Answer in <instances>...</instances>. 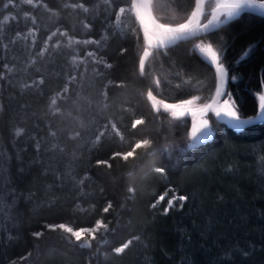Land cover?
Returning a JSON list of instances; mask_svg holds the SVG:
<instances>
[{
  "label": "trees",
  "instance_id": "16d2710c",
  "mask_svg": "<svg viewBox=\"0 0 264 264\" xmlns=\"http://www.w3.org/2000/svg\"><path fill=\"white\" fill-rule=\"evenodd\" d=\"M37 1L57 12L51 31L99 42L108 36L98 50L108 65L103 92L121 111L122 141L104 136L92 148H76L79 137L48 118L51 98L75 73L47 56L21 68L0 26V264H264V178L255 175L264 159V123L235 132L211 121L208 143L188 135L196 112L221 87L213 63L195 50L199 42L218 51L221 91L238 116L256 113L264 88V18L242 14L204 36L211 39L161 51L146 47L130 0ZM193 7L194 0H151L153 16L168 26L183 23ZM121 8L126 20L118 22ZM3 16L1 8L0 22ZM136 120L143 123L133 128ZM143 140L149 143L135 148ZM173 192L189 201L180 211L164 214L162 203L154 212L155 201ZM97 221L94 240L84 232L77 242L58 227L79 231Z\"/></svg>",
  "mask_w": 264,
  "mask_h": 264
},
{
  "label": "rangeland",
  "instance_id": "374dc122",
  "mask_svg": "<svg viewBox=\"0 0 264 264\" xmlns=\"http://www.w3.org/2000/svg\"><path fill=\"white\" fill-rule=\"evenodd\" d=\"M207 1H211L213 6L218 0ZM219 1L223 3L222 0ZM63 7L71 10L80 8L79 5H65ZM1 8L4 11V16L0 22V26L2 31L4 30L3 34L9 44L8 48L19 60L16 61L17 65H21V68L23 66L28 68L47 56V58H51L50 62L53 65H60L61 71H67L70 66L71 71L75 73L67 80L68 82L64 89L51 98L48 108L49 121L54 126L60 127V132L68 134V137L75 139L79 137L75 145L76 148H79L81 143L86 144L88 148H92L91 146L99 143L101 137L104 136V138L115 139L117 143H121L122 136L116 125L119 110L114 108L103 92V86L106 85L104 82V71L108 65L98 54L102 41L106 40L108 36L104 35L101 42H99L90 39L81 40L73 38L58 27L52 31L49 30L55 25L57 18L55 15L57 12L47 9L44 3L37 0H4ZM71 10L68 12L74 16H79V14L73 13L74 11ZM69 13L65 12L67 15ZM123 19L125 17L119 11L118 22H122ZM224 19V15L220 17L221 21ZM47 30L48 32L45 35ZM110 30L113 34L118 30V27L114 26ZM6 32H8L7 35ZM84 41L93 42L84 43ZM197 45L201 47L209 45L199 42L196 44L195 50L201 57L212 62L210 55L207 52L201 51V48L197 47ZM212 51L216 54V66L218 67L221 65L220 55L213 47ZM89 53H93V55H89ZM34 82L36 81L34 80ZM65 88H67V91H65ZM262 96H264V88L258 99L261 100ZM230 104L235 107L232 99L230 100ZM205 105H202L201 108L205 107ZM195 122H193L192 127L196 124ZM20 132L18 130L16 134ZM260 161L263 168H258L256 165L255 175L262 179L264 178V159H260ZM180 196L175 192L160 196L152 205L153 211H158L162 203H165L164 214L171 208H174V211H180L183 204L189 201L185 196V200L181 201L179 199ZM9 197H11L10 193L4 199L9 200ZM8 207L5 203L2 211H6ZM137 240V238H134L133 242ZM84 244L86 245L87 243ZM127 244L130 246L131 241H128ZM115 253L120 255L122 252L118 253L115 250Z\"/></svg>",
  "mask_w": 264,
  "mask_h": 264
},
{
  "label": "snow or ice",
  "instance_id": "6c2138e0",
  "mask_svg": "<svg viewBox=\"0 0 264 264\" xmlns=\"http://www.w3.org/2000/svg\"><path fill=\"white\" fill-rule=\"evenodd\" d=\"M132 7L137 9V18L141 21V24L144 23V17L141 12V9L144 8L143 4H133ZM244 7H260L264 8V3H260L259 5H256L254 3V0H232L231 3H218L212 8V18L208 20L207 24H201V21L199 19L200 15V9H201V0H195V10L191 12V15L188 17L187 21L184 23L179 24L176 27H170L166 24H157L155 25V29L159 32L161 40L160 43L163 45L165 41H174L178 39H184L187 36H197V34L201 31H206L209 26H215L216 24L222 23L220 20V16L224 15L225 17H231L236 12ZM227 9V11L221 12L220 9ZM121 12L124 11L123 8L120 9ZM87 27V25H85ZM144 36L146 40H150V34H149V28L147 26L144 27ZM204 39H211V37H203ZM93 41H84V43H92ZM197 47L201 48V51L207 52L211 59L213 64L217 63V57L216 54L212 51V47L209 45L207 47H201L200 45H197ZM126 51V49H121V54ZM89 55H93V53H89ZM149 55V52L147 50L144 51L143 56L140 58V69L141 73L144 74V57H147ZM110 66V65H109ZM218 74L219 79L221 81V87L223 84L224 79V68L222 65L218 66ZM221 87H218L216 89V94L219 96L221 94ZM65 91H67V88H65ZM149 96H151V93H149ZM261 103L259 105L261 114H264V96L261 98ZM55 103V101H53ZM186 103L191 104L193 103L192 100L186 101ZM166 109L168 108H177L180 107L179 105H165ZM211 107V105H205V109ZM176 113L174 112V115ZM215 114L217 117L223 116L226 117L230 121H235V126H241L243 124L249 123L247 120H241L240 117L237 115L236 111L229 107V102L224 101V107L223 109H217L215 110ZM142 120H136L135 123L132 125L133 128H136L137 125L142 124ZM189 139L194 141L195 143H203L206 141L209 136L211 135V132L209 130L208 121L203 120L199 124H194L191 131L189 132ZM148 140H143L142 142H139L135 145V148H140L142 146H146L148 144ZM194 144H189L188 147L192 148L195 146ZM133 151H129L126 154H123V159L128 160L129 157L133 156ZM114 155H120L119 153H116ZM101 163V162H98ZM158 172H163V169H156ZM162 199V197H161ZM179 199L181 201L185 200L184 196H180ZM171 204V202H170ZM111 207V204L108 205L104 209V212H107L109 208ZM55 227V226H54ZM58 227L62 228L65 232H71V235L75 238L77 242L81 241L82 233L87 232L91 235V239H96V229L101 227V221H97L96 227L91 229H82L79 231H73L72 229L66 228L63 224L59 225ZM36 236H39L40 233H35ZM128 247V244L125 243L122 247H119L116 249L118 253L123 252L124 249Z\"/></svg>",
  "mask_w": 264,
  "mask_h": 264
},
{
  "label": "water",
  "instance_id": "95a60500",
  "mask_svg": "<svg viewBox=\"0 0 264 264\" xmlns=\"http://www.w3.org/2000/svg\"><path fill=\"white\" fill-rule=\"evenodd\" d=\"M206 1L207 0H201V9H200V15H199V19L201 21V24H207L208 20L212 18V8L216 4H218L216 2V4L213 7L207 9L206 8ZM222 1H223V3H231L232 2V0H222ZM220 3H222V2H220ZM254 3L256 5H259L260 3H264V0H254ZM133 4H143L144 5V8L141 9V12H142L143 17H144V23L143 24H141V21L137 18V15H136L137 9L132 7ZM193 10H195V0H194ZM130 11H131V15H132V17L134 19V22H135L136 26L138 27L139 33H140V35H141L146 47L148 49H151V50H161V51L162 50H167L169 48H172V47H174L175 45H177L178 43H181V42H187V41L200 39L201 37L213 32L216 29H218V28L228 24L229 22L237 19L242 14H246L247 13V14H251V15H254V16H257V17H260V18H264V8H260V7H244L242 9L238 10L236 12V14L232 18H226L225 17V19L222 21V23L216 24L215 26H209V28L206 31L199 32L197 34V36H187L184 39H178V40H174V41H165L163 43V45H161V43H160V40H161L160 34L155 29V25L161 24V23L158 22L155 19V17L153 16V14L151 12V0H148V5L147 6L144 4V0H131ZM220 11L224 12V11H227V9L221 8ZM190 15H191V13H190ZM221 16H223V15H221ZM187 19L184 22H186ZM145 26H147L149 28L150 40H146L145 39V36H144V27ZM170 27H176V26H170ZM213 68L216 70V73L218 74V71H217L218 67L216 66V64H213ZM218 76H219V74H218ZM223 93L224 92L221 91V94L219 96H216L215 99H213L211 102H209L207 104V105H211V107H209L207 109L204 108V109L200 110L199 112H196V115L197 116L201 115L205 111L211 109L214 106V103L217 100H219V98H221L223 96ZM229 107H231V106L229 105ZM215 119H216V121L218 123L225 125L228 129H231V130H233L235 132H239L242 129H247L249 127H253V126H257V125L263 124L264 123V114H261L260 107H259L257 109V113H256V115L254 117H251V118H248V119H244V120L249 121V123L243 124V125L238 126V127L235 126L236 125L235 121H230L226 117H223V116L217 117L216 114H215ZM201 121H203V120H201L199 118L197 120L196 124H199ZM209 130L211 132V135L203 143L210 142V140L212 138V131L210 129V126H209Z\"/></svg>",
  "mask_w": 264,
  "mask_h": 264
},
{
  "label": "flooded vegetation",
  "instance_id": "af4514ba",
  "mask_svg": "<svg viewBox=\"0 0 264 264\" xmlns=\"http://www.w3.org/2000/svg\"><path fill=\"white\" fill-rule=\"evenodd\" d=\"M204 37V36H203ZM202 38V37H201ZM200 38V39H201ZM224 101H226V99H225V96H223L222 98H220L219 100H217L215 103H214V106L211 108V109H209V110H207V111H205L204 113H202L201 115H198V116H196V122H197V120L200 118L201 120H206V121H208V124H209V126H210V129H211V131H212V135H213V133H214V131H213V127H212V125H211V121H214L215 123H216V125H221V127L223 128V129H228L225 125H223V124H220V123H218L217 121H216V119H215V110H217V109H223V107H224ZM229 105L232 107V105L229 103ZM260 105V104H259ZM259 105H258V107H257V109L259 108ZM205 107H203L202 109H204ZM234 110H235V108L234 107H232ZM201 109V110H202ZM237 113V112H236ZM256 113H257V111H256ZM256 113L254 114V116L256 115ZM237 115H239L238 113H237ZM254 116H252V117H254ZM240 117V119L241 120H244V119H248V118H251V117H244V116H239ZM195 122V123H196ZM231 130V129H230ZM243 130V129H242Z\"/></svg>",
  "mask_w": 264,
  "mask_h": 264
},
{
  "label": "bare ground",
  "instance_id": "6f19581e",
  "mask_svg": "<svg viewBox=\"0 0 264 264\" xmlns=\"http://www.w3.org/2000/svg\"><path fill=\"white\" fill-rule=\"evenodd\" d=\"M217 2H220L219 0ZM130 3H131V0H130ZM144 4L147 6L148 5V0H144ZM211 8V7H210ZM235 15V14H234ZM233 15V16H234ZM233 16L231 17H226V18H232ZM192 41H195V40H192ZM223 92L225 93V89H223Z\"/></svg>",
  "mask_w": 264,
  "mask_h": 264
}]
</instances>
